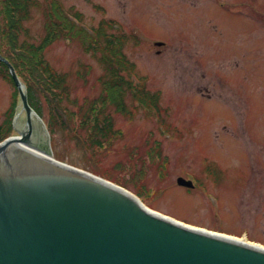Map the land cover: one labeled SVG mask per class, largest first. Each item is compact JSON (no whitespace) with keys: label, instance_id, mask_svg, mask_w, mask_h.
Here are the masks:
<instances>
[{"label":"rangeland","instance_id":"1","mask_svg":"<svg viewBox=\"0 0 264 264\" xmlns=\"http://www.w3.org/2000/svg\"><path fill=\"white\" fill-rule=\"evenodd\" d=\"M32 1L24 21L28 34L20 39L38 41L45 14L56 3L66 16L80 13L89 38L100 24L112 36L122 34V50L134 66L122 74L144 78L148 90L160 93L156 110L130 95L124 99L126 115L108 104L113 134L103 146L90 144L88 130L79 128L80 114L87 105L83 100L98 96L105 68L98 61L99 47L94 55L63 29L44 56L67 76L76 104L65 105L76 131L51 121V104L38 88L35 98L51 156L188 225L264 245V0ZM5 16L2 8L0 31L9 23ZM13 68L27 94L22 66ZM14 101L17 123L7 138L19 137L17 129L27 130V121L13 78L0 72L1 126ZM33 122L32 129L44 134L37 117ZM178 176L193 179L195 187L177 185Z\"/></svg>","mask_w":264,"mask_h":264},{"label":"water","instance_id":"2","mask_svg":"<svg viewBox=\"0 0 264 264\" xmlns=\"http://www.w3.org/2000/svg\"><path fill=\"white\" fill-rule=\"evenodd\" d=\"M0 59L28 126L0 143V264H264L258 244L155 212L125 188L53 159L48 137L46 147L31 142L34 116L47 129Z\"/></svg>","mask_w":264,"mask_h":264},{"label":"trees","instance_id":"3","mask_svg":"<svg viewBox=\"0 0 264 264\" xmlns=\"http://www.w3.org/2000/svg\"><path fill=\"white\" fill-rule=\"evenodd\" d=\"M32 0H0V10L4 8V12L8 18V25L0 31V53L7 58L16 68L22 66L23 77L29 84L27 92L29 104L33 109L41 115L36 100V90L42 92L45 100L50 105L51 121L56 124L67 127L70 132L75 133L76 127H71L73 113L68 104H76L70 100L67 76L58 72L50 65L44 56L45 48L55 41L63 31L66 30L71 37L78 39L85 44L93 54L99 47L101 52L98 61L104 66V73L99 76L100 92L97 97L85 98L86 109L80 114L79 128L88 130L90 144L104 145L107 138L113 134L112 117L108 113V104L112 103L116 106V110L126 115L128 104L124 99L125 95L138 102L143 107L158 109L160 93L158 91H150L145 87L144 78L136 77V80L125 78L122 69L132 73L134 69L132 61L130 62L122 50V34H109L105 31L104 26L100 24L96 28L95 35H91L84 30V25L80 19V13H75L74 18L66 16L64 9L54 3L49 6L45 14V33L38 41L30 39H20L23 34L27 36L28 32L24 26V21L29 18ZM5 16V18H6ZM116 22L115 20H109ZM115 27L114 24L107 26ZM97 36V37H96ZM3 39L5 43L2 44ZM129 64V66L126 65ZM0 72L12 81L7 65L0 60ZM20 75V74H19ZM133 81V82H132ZM15 101L12 103L8 119L3 125H0V140L5 138L13 130L12 113L14 111ZM67 104V105H65Z\"/></svg>","mask_w":264,"mask_h":264},{"label":"bare ground","instance_id":"4","mask_svg":"<svg viewBox=\"0 0 264 264\" xmlns=\"http://www.w3.org/2000/svg\"><path fill=\"white\" fill-rule=\"evenodd\" d=\"M152 210V209H151ZM174 218V217H173ZM174 219H176V218H174ZM199 228H202V227H199ZM202 229H205V228H202ZM207 230V229H206ZM214 232H216L217 234H224L225 236H229V237H231V238H233V239H235V240H244V241H246V242H252V241H249L248 239H246V237H237L236 235H228V233L226 234L225 232H217V231H214ZM258 246H260V247H263L264 248V245L263 244H258Z\"/></svg>","mask_w":264,"mask_h":264},{"label":"flooded vegetation","instance_id":"5","mask_svg":"<svg viewBox=\"0 0 264 264\" xmlns=\"http://www.w3.org/2000/svg\"><path fill=\"white\" fill-rule=\"evenodd\" d=\"M33 134H36L39 138L37 140L34 138V140L32 139V141L38 145H42L43 141H42V139H40L41 138V136H40L41 131L39 130V128L36 127L35 130L32 129V135Z\"/></svg>","mask_w":264,"mask_h":264}]
</instances>
